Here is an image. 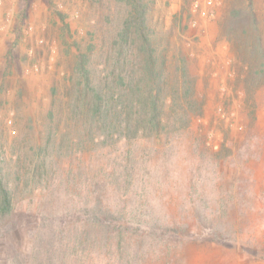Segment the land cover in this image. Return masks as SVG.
<instances>
[{
    "label": "rangeland",
    "instance_id": "rangeland-1",
    "mask_svg": "<svg viewBox=\"0 0 264 264\" xmlns=\"http://www.w3.org/2000/svg\"><path fill=\"white\" fill-rule=\"evenodd\" d=\"M142 1L161 51L174 66L186 57L196 76L198 132L171 143L150 134L126 152L99 149L75 163L70 179L62 156L45 192L18 175L17 211L0 226V264H21L34 247L42 257L27 264H47L43 254L68 242V225L122 217L131 220L126 240L118 244L112 223L115 234L97 249L84 240L88 254L76 264H264V79L248 86L231 41L250 29L252 13L264 47V0ZM129 11L125 0H0V153L32 159L51 87L64 95L74 55L90 44L101 66L98 54L112 49Z\"/></svg>",
    "mask_w": 264,
    "mask_h": 264
},
{
    "label": "trees",
    "instance_id": "trees-1",
    "mask_svg": "<svg viewBox=\"0 0 264 264\" xmlns=\"http://www.w3.org/2000/svg\"><path fill=\"white\" fill-rule=\"evenodd\" d=\"M125 2L130 8L129 14L112 42V49L98 54L103 57L101 66H94L95 55L90 44L85 51L79 49L74 55L64 95L56 86L51 87L44 132L37 134L35 147L28 152L32 159L29 161L16 153L8 156L0 153V226L14 218L17 211L18 175H30L35 183L34 190L45 192L50 188V174L58 169L56 162L62 156L68 157L70 179L75 169L78 170L75 163L99 149L119 147L126 152L130 145L143 142L150 134L158 136L160 141L165 136L171 143L173 137L184 140L185 135L192 140L191 136L198 132L204 118V103L188 59L182 57L174 66L150 35L143 1ZM241 13L239 9L232 12L236 18ZM250 15V29H239L237 38L231 39L240 49L236 53L238 61L249 72L248 86L264 79L263 39L255 17ZM59 91L62 99L57 97ZM13 142L17 143L16 138ZM29 179L32 181L28 178L24 185H29ZM72 187H77L74 180L68 181L69 199ZM112 223L118 228L116 235L120 244L126 240L122 228L131 223L126 217L114 222L96 218L81 227L70 224L68 242L60 239L56 251L43 254L46 263L76 264L88 254L82 245L84 240L97 249L105 236L115 234ZM86 226H90L88 234ZM139 229L142 230L141 226ZM54 254L57 255L55 260ZM38 255L41 256L40 250L35 247L30 253L21 252V264H27ZM89 256L92 257L90 251ZM83 264L95 263L88 260Z\"/></svg>",
    "mask_w": 264,
    "mask_h": 264
}]
</instances>
